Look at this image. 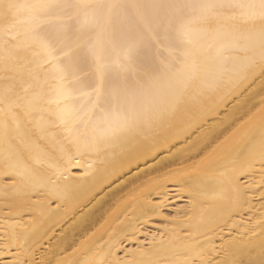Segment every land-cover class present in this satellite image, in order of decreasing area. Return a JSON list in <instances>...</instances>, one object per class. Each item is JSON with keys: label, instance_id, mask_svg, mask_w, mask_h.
I'll return each instance as SVG.
<instances>
[{"label": "snow or ice", "instance_id": "1", "mask_svg": "<svg viewBox=\"0 0 264 264\" xmlns=\"http://www.w3.org/2000/svg\"><path fill=\"white\" fill-rule=\"evenodd\" d=\"M256 96L264 0H0V264H264Z\"/></svg>", "mask_w": 264, "mask_h": 264}, {"label": "bare ground", "instance_id": "2", "mask_svg": "<svg viewBox=\"0 0 264 264\" xmlns=\"http://www.w3.org/2000/svg\"><path fill=\"white\" fill-rule=\"evenodd\" d=\"M259 101H260L259 96L253 97V102H255V107L251 108V111H248V109L246 107L244 110V112L246 114L241 115L240 120L247 119L248 116H258L259 115L258 110L261 109L262 107H264V105H262ZM240 120L237 121V124L240 123ZM229 131H231V129H229ZM224 135H227V133H225ZM222 138L223 137H221V139ZM211 147H212V145H210L209 149H206V151L210 150ZM201 155H203V153H201ZM196 159H198V158H196ZM105 191H107V189H105ZM100 195L103 196L104 193H101ZM117 195H119V194H117ZM114 200H115V197H113L112 200L109 201V204L105 205V209L110 211L111 210L110 205L113 203ZM182 202H186V201H182ZM93 203H95V201ZM169 203L173 207L179 206V202H177L175 195L172 196V199L169 201ZM53 207H55V205H53ZM89 207H91V206H89ZM101 212H104V209H102ZM104 214L106 215V212ZM169 214H172L171 208L169 209ZM79 215H80V213H77V216H79ZM97 217L98 218L96 219V222L94 224L90 223L86 226L78 225L75 229L69 230V234H68L67 239H66L65 250L64 251H58L57 255L53 258L54 261H55V259L59 258L63 261V264H85L86 260H89L92 258L93 254L95 252V248H93L91 251H89L88 246L91 242V239H93L94 237H90L89 234L92 233L96 228H98L100 223L104 219V216L100 215V213H97ZM156 221H157V223H159V220L157 219V220L151 222L149 225V227H151L153 231H155V227L157 224V223H155ZM71 223L72 222L69 221V224H71ZM98 234L99 233H97V235ZM82 241L84 242L83 244L81 243ZM74 249H76V251H73ZM119 255L122 256L123 253L121 252V253H119Z\"/></svg>", "mask_w": 264, "mask_h": 264}, {"label": "rangeland", "instance_id": "3", "mask_svg": "<svg viewBox=\"0 0 264 264\" xmlns=\"http://www.w3.org/2000/svg\"><path fill=\"white\" fill-rule=\"evenodd\" d=\"M154 221H155V220H154ZM155 223H157V221H156Z\"/></svg>", "mask_w": 264, "mask_h": 264}]
</instances>
